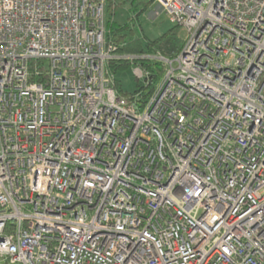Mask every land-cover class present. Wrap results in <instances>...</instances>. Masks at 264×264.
I'll list each match as a JSON object with an SVG mask.
<instances>
[{"label":"built area","instance_id":"1","mask_svg":"<svg viewBox=\"0 0 264 264\" xmlns=\"http://www.w3.org/2000/svg\"><path fill=\"white\" fill-rule=\"evenodd\" d=\"M153 1L141 106L107 0H0V264H264V0Z\"/></svg>","mask_w":264,"mask_h":264},{"label":"trees","instance_id":"2","mask_svg":"<svg viewBox=\"0 0 264 264\" xmlns=\"http://www.w3.org/2000/svg\"><path fill=\"white\" fill-rule=\"evenodd\" d=\"M107 1V11L109 14H112L113 10H117V8H120L125 0H118L117 4H115L114 6V9L113 1ZM149 1L152 2L153 0L137 1V4L141 2H144L145 4V6H143L141 9H135L136 16H138V18L139 15L143 12V10H145L146 4L149 3ZM131 2L133 3V1ZM107 22L110 28L109 31H107V38L108 40H111L117 45V51L120 54H131L133 56H136L133 61L126 58L112 60L109 64L111 73L115 75L119 70H125L135 62L140 63L142 66H144L150 71V75L147 81L144 84L138 82L136 89L132 92L124 90L122 88L120 80L114 78L115 86L121 94L126 95L130 99H133L136 93H140L138 101L142 106L148 100L149 96L155 89L156 83L163 76L164 67L162 63L158 61H150L140 56L155 51H159L163 55H166L168 57L175 56L181 50L183 45V38L179 36V31L182 27L180 24L175 23L171 28H169L158 38L144 42L141 38L134 37L132 35V31L127 23L124 25L115 26L114 22L113 25L111 21L108 20Z\"/></svg>","mask_w":264,"mask_h":264},{"label":"rangeland","instance_id":"3","mask_svg":"<svg viewBox=\"0 0 264 264\" xmlns=\"http://www.w3.org/2000/svg\"><path fill=\"white\" fill-rule=\"evenodd\" d=\"M113 1V9L118 0ZM133 1V3L131 2ZM138 0H125L123 5L117 10H113L112 14L106 12V25L107 31H109L108 20L114 22L115 26L128 24L134 37L141 38L144 42L153 40L161 36L175 23L169 19L165 13L155 15L153 11L156 9V3L154 1L147 3L145 10L138 16H136L135 9H141L145 6L144 2L137 4ZM108 3V1H107ZM137 9V10H138ZM179 36L184 39L185 31L183 28L179 31ZM112 39V38H111ZM114 78L120 80L122 88L126 91H134L137 87V83L144 84V80H138L134 74V66L130 65L125 70H119Z\"/></svg>","mask_w":264,"mask_h":264}]
</instances>
